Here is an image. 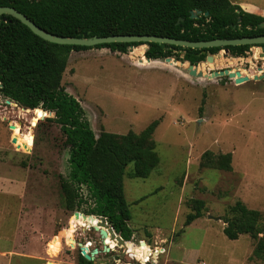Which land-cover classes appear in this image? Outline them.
Listing matches in <instances>:
<instances>
[{"label":"rangeland","instance_id":"obj_1","mask_svg":"<svg viewBox=\"0 0 264 264\" xmlns=\"http://www.w3.org/2000/svg\"><path fill=\"white\" fill-rule=\"evenodd\" d=\"M246 1L264 6V0ZM140 46V53L72 51L63 74L97 135L140 133L158 122L151 140L159 164L142 178L130 176V163L124 178L133 243L123 255L124 247L106 238L112 250L91 261L264 264L254 253L263 233L232 240L223 230L238 201L259 210L264 225V80L254 78L264 74L261 47L246 56L222 50L198 64L205 73L198 77L189 74L183 54L171 56L174 63L149 61L148 45ZM223 68L250 80L207 76ZM207 151L216 160L211 164L202 158ZM223 154L231 156L230 170L218 167ZM68 158L60 124L0 95V264H82L83 246L103 250L96 219L75 215L89 214L92 201L79 210L64 204L60 176H69ZM194 199L204 203L202 216L186 225Z\"/></svg>","mask_w":264,"mask_h":264},{"label":"trees","instance_id":"obj_2","mask_svg":"<svg viewBox=\"0 0 264 264\" xmlns=\"http://www.w3.org/2000/svg\"><path fill=\"white\" fill-rule=\"evenodd\" d=\"M0 6L15 7L43 29L64 36L150 34L200 41L264 35L261 26L264 16L248 12L231 0H0ZM193 10L197 11V18L191 17ZM140 44H58L38 36L14 16L0 15V95L26 109L43 111L44 118L60 124L69 145L70 173L68 177L60 176L65 206L79 210L91 200L89 214L106 216L125 240H132L129 226L132 214L124 190L126 169L134 163L130 176L146 178L159 164L160 157L151 140L158 122L153 121L140 133L117 134L104 130L97 135L80 99L66 89L62 79L72 51L109 48L127 52L130 45ZM146 44L144 57L158 60L183 54V59L194 65L226 48ZM251 46L227 48L233 55L246 56ZM202 158L206 164L215 160L209 151ZM217 161L219 168L231 169L229 154L220 155ZM84 187L87 195L83 193ZM203 204L202 200L194 199L186 225L202 216ZM232 211L234 217L225 219V235L235 240L242 234L263 233L254 253L264 256L262 213L241 201L232 206ZM82 254L81 249L82 264H93Z\"/></svg>","mask_w":264,"mask_h":264},{"label":"water","instance_id":"obj_3","mask_svg":"<svg viewBox=\"0 0 264 264\" xmlns=\"http://www.w3.org/2000/svg\"><path fill=\"white\" fill-rule=\"evenodd\" d=\"M2 14H9L20 20L23 24L27 25L35 34L42 37L45 40L50 42L58 43V44H65V45H86V46H95L98 44L103 43H112V42H140L142 44H146L148 42H158V43H167L171 45H179L183 47H192V48H208L213 46H229V45H262V53L261 56H264V35H257V36H244L240 38H215L212 40H200V41H190L185 39H176L171 38L168 36H159V35H150V34H141V35H133V34H114V35H106V36H97L94 35L92 37H85V36H64L51 33L39 25H37L31 18H29L26 14L19 11L15 7L11 6H0V15ZM209 14V12H206ZM191 17L197 18L198 13L197 11L193 10L191 12ZM261 26H264V23H261ZM140 44V45H142ZM148 45V44H147ZM139 45H130L129 49L131 51L134 50L135 47ZM224 51L226 53H230L229 48H225ZM205 52V50H204ZM149 61L152 58L145 56ZM167 61H172V57L168 56L164 58ZM214 55L209 54L207 57L208 61H213ZM183 64H188L187 69L190 75L202 77L205 76L203 70L199 69L198 65H194L191 62L183 61ZM209 77H223L228 76L229 78H234L236 83H243L250 79L249 75H243L241 71L237 70L234 71L230 68L221 69V70H214L211 72ZM255 79L263 78L262 76L255 75ZM13 128V125L11 126ZM16 137H13V142H16ZM83 214L85 218L89 219H98L97 225H92V227L100 233L102 242L104 244L103 250L99 248H94L90 251L83 250V256L88 260H94L97 255L101 251L110 252L112 247L108 245L106 242V237L109 235L112 240H116L118 245L124 247L123 255L128 253V249H126L127 245H131L133 242L132 240H125L122 235H120L114 228L112 224L109 223L108 218L104 215H94V214H85L80 211H76L75 215L79 216ZM218 218V217H217ZM145 241H142L141 244H145ZM142 262V261H141ZM113 264V260H101V264ZM120 264H135L132 262H125Z\"/></svg>","mask_w":264,"mask_h":264},{"label":"crops","instance_id":"obj_4","mask_svg":"<svg viewBox=\"0 0 264 264\" xmlns=\"http://www.w3.org/2000/svg\"><path fill=\"white\" fill-rule=\"evenodd\" d=\"M233 3L240 5L244 10L264 16V6L246 0H231ZM136 251V250H135Z\"/></svg>","mask_w":264,"mask_h":264},{"label":"bare ground","instance_id":"obj_5","mask_svg":"<svg viewBox=\"0 0 264 264\" xmlns=\"http://www.w3.org/2000/svg\"><path fill=\"white\" fill-rule=\"evenodd\" d=\"M143 45V44H142ZM144 48H145V46H137V47H135L134 48V50H135V53H140V52H142L143 50H144ZM141 49V50H140ZM133 50V51H134ZM150 61H153V59L152 60H150ZM213 61H214V59H213ZM170 62V61H169ZM173 62V61H172ZM174 63V62H173ZM240 71V70H239ZM26 110H28V111H34V112H38V113H41L42 114V116H43V118H44V112L43 111H40V110H31V109H26ZM36 114V113H35ZM22 141V140H21ZM80 215H83V214H80ZM79 215V216H80ZM97 223H98V219H96V225H97ZM88 224H89V222H88ZM107 239H109L110 238V236L108 235L107 237H106ZM72 239H74V236H72ZM113 241V240H112ZM73 242H75V241H73ZM86 248H89V246L87 247V246H83L82 247V250H85V251H87L86 250Z\"/></svg>","mask_w":264,"mask_h":264},{"label":"flooded vegetation","instance_id":"obj_6","mask_svg":"<svg viewBox=\"0 0 264 264\" xmlns=\"http://www.w3.org/2000/svg\"><path fill=\"white\" fill-rule=\"evenodd\" d=\"M250 45H251V44H250ZM252 46H260V47H261L262 45H252ZM252 46H251V47H252ZM225 47L227 48V46H225ZM251 47H250V48H251ZM224 49H225V48H222L220 51H222V50H224ZM261 49H262V47H261ZM248 51H249V50H248ZM248 51H247V52H248ZM247 52H246V53H247ZM230 53H231V52H230ZM231 54H232V53H231ZM235 56H239V55H235ZM207 57H208V56H207ZM207 57H206V59H207ZM203 61H204V60L198 62V64L201 63V62H203ZM198 64H196V65H198ZM223 69H226V68H223ZM230 69H231V68H230ZM219 70H221V69H219ZM232 70H233V69H232ZM234 71H237V70H234ZM212 72H213V71H212ZM262 75H263V78H260V80H264V74H261V75H258V76H262ZM226 77H228V76H226ZM249 80H250V79H249ZM249 80H248V81H249ZM255 80H259V79H255ZM234 81H235V80H234ZM248 81H245V82H248ZM243 83H244V82H243ZM104 260H106V259H104ZM110 260H111V259H108L107 261H110ZM107 264H109V263H107Z\"/></svg>","mask_w":264,"mask_h":264}]
</instances>
